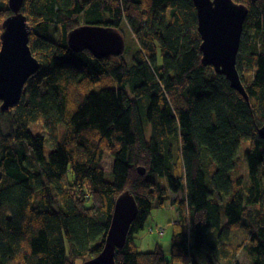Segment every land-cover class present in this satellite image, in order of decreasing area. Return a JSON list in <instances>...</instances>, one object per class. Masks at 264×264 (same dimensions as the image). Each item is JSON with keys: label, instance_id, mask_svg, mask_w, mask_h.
Listing matches in <instances>:
<instances>
[{"label": "trees", "instance_id": "obj_1", "mask_svg": "<svg viewBox=\"0 0 264 264\" xmlns=\"http://www.w3.org/2000/svg\"><path fill=\"white\" fill-rule=\"evenodd\" d=\"M238 2L248 9L236 62L248 102L202 64L192 0H23L40 67L18 104L0 109V264L96 256L125 190L138 212L116 264H239L240 250L264 264V0ZM10 14L0 0V33ZM124 22L137 45L129 59L126 45L96 58L66 42L81 23L122 33ZM35 124L46 135L33 133ZM246 141L242 188L232 174ZM167 203L177 214L169 260L158 243L140 250L135 237ZM237 226L248 231L235 248Z\"/></svg>", "mask_w": 264, "mask_h": 264}, {"label": "water", "instance_id": "obj_2", "mask_svg": "<svg viewBox=\"0 0 264 264\" xmlns=\"http://www.w3.org/2000/svg\"><path fill=\"white\" fill-rule=\"evenodd\" d=\"M12 14L1 24L0 33V109L12 108L21 99L24 84L35 74L40 62L29 47L30 24L21 11L23 0H7ZM196 11L199 49L204 66L213 67L223 75L229 86L248 102L244 85L236 67L237 54L248 9L234 0H192ZM66 42L77 52L87 49L96 58L119 56L125 40L116 28L100 24L81 23L66 34ZM264 138V123L257 129ZM138 212L133 195L123 191L115 200L110 226L102 250L84 264H115V249L121 248L131 222Z\"/></svg>", "mask_w": 264, "mask_h": 264}, {"label": "rangeland", "instance_id": "obj_3", "mask_svg": "<svg viewBox=\"0 0 264 264\" xmlns=\"http://www.w3.org/2000/svg\"><path fill=\"white\" fill-rule=\"evenodd\" d=\"M238 2V0L236 1ZM240 3V2H239ZM121 30L123 31L121 34L124 37L125 45H126V52L125 57L130 58L134 49L136 48V41L134 36L129 30V27L124 22L122 24ZM59 32L56 31L53 33L54 39L58 37ZM121 55V54H120ZM107 87H113L115 84L112 81H109L107 78L103 79V84ZM98 85L95 89H100ZM1 103V102H0ZM30 129L33 133H40L43 135H46L45 130L40 125H32L30 126ZM63 133V130L60 131V134ZM146 138L149 137L148 133L145 134ZM49 149H51V146L49 148L48 140H45V155L49 153ZM249 149V142H242L238 151L237 159H236V167L232 174V179L234 182H242L241 187L244 188L248 185V177H247V164L245 161V152ZM260 170H264V165L260 167ZM152 177V176H150ZM153 178V177H152ZM174 199V195H170V200ZM258 208L255 205H248L245 207V210L247 212H254L255 209ZM6 211H9V209H5ZM177 219V214L174 206L170 205V203L165 204L162 207H153L150 210V213L147 215V218L144 222L143 228L135 234L136 237V245L140 250H152L156 243L160 245L163 249V252L165 254V257L167 260H169L170 257V248H171V238L173 233V222ZM246 219V218H245ZM245 221V220H244ZM163 229V234L160 236L157 233V229ZM235 228V227H234ZM248 231L247 226H237L231 234V243L232 246L236 248L238 244H240L243 239H245L246 234ZM236 260L239 264H249V260L243 252V250H240L238 253L236 252ZM83 260H76V264H83ZM175 264V263H172Z\"/></svg>", "mask_w": 264, "mask_h": 264}, {"label": "bare ground", "instance_id": "obj_4", "mask_svg": "<svg viewBox=\"0 0 264 264\" xmlns=\"http://www.w3.org/2000/svg\"><path fill=\"white\" fill-rule=\"evenodd\" d=\"M240 47V46H239ZM199 51H200V49H199ZM201 52V51H200ZM239 52V51H238ZM201 57H202V52H201ZM237 57H238V54H237ZM207 66V65H206ZM211 67V66H210ZM213 68V67H212ZM238 70V69H237ZM216 73V72H215ZM221 75V74H220ZM240 78H241V76H240ZM242 82V81H241ZM243 84V83H242ZM241 95V94H240ZM111 222V221H110ZM157 231H158V229H157ZM104 240H105V237H104ZM104 246V245H103ZM117 249V248H116ZM94 257V256H93ZM93 257H91V258H93ZM90 259V258H89ZM114 260H115V255H114ZM85 262V261H84ZM84 262H83V264H84ZM116 264V263H115Z\"/></svg>", "mask_w": 264, "mask_h": 264}]
</instances>
